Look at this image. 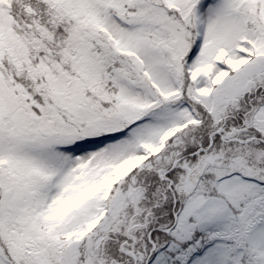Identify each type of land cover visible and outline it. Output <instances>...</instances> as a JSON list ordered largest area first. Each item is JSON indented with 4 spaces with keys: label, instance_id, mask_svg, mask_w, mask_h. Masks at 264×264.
<instances>
[{
    "label": "snow or ice",
    "instance_id": "obj_1",
    "mask_svg": "<svg viewBox=\"0 0 264 264\" xmlns=\"http://www.w3.org/2000/svg\"><path fill=\"white\" fill-rule=\"evenodd\" d=\"M0 264H264V0H0Z\"/></svg>",
    "mask_w": 264,
    "mask_h": 264
}]
</instances>
